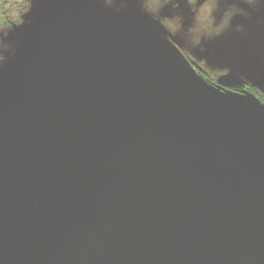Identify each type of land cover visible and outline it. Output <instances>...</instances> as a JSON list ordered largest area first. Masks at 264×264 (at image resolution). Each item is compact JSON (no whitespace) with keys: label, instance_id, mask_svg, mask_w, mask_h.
<instances>
[{"label":"water","instance_id":"1","mask_svg":"<svg viewBox=\"0 0 264 264\" xmlns=\"http://www.w3.org/2000/svg\"><path fill=\"white\" fill-rule=\"evenodd\" d=\"M26 33L0 81V264H79L113 196L117 119L145 100L169 123L152 151L157 179L228 237L264 242L261 110L206 89L157 39L75 0Z\"/></svg>","mask_w":264,"mask_h":264},{"label":"rangeland","instance_id":"2","mask_svg":"<svg viewBox=\"0 0 264 264\" xmlns=\"http://www.w3.org/2000/svg\"><path fill=\"white\" fill-rule=\"evenodd\" d=\"M62 1L27 0V11L20 12L22 23L10 22L0 32L5 45L0 47L4 57L0 81L28 27ZM75 1L151 35L171 50L203 87L241 99L264 113V3L253 8L245 0H220L217 20L231 4L243 8L244 13L234 16L231 26L220 35L192 45L187 30L193 24V13L186 0H174L175 6L169 4L159 13L161 17H183V30L175 34L144 10L143 0H114L111 6L104 0ZM117 120L113 196L79 264H251L241 256L260 243L240 242L220 232L201 218L194 201L154 175L150 165L153 147L169 129L162 105L140 101L124 109ZM141 188L143 193L138 196ZM171 195H179V201L170 199ZM179 216H187L195 224L183 225ZM165 235L177 242L162 246Z\"/></svg>","mask_w":264,"mask_h":264},{"label":"clouds","instance_id":"3","mask_svg":"<svg viewBox=\"0 0 264 264\" xmlns=\"http://www.w3.org/2000/svg\"><path fill=\"white\" fill-rule=\"evenodd\" d=\"M113 2L114 0H104L108 6H111ZM186 2L193 13V24L187 30V38L192 45H199L204 38L210 39L220 35L231 26L234 16L244 13L243 8L231 4L225 8L217 20L216 13L220 0H186ZM245 2L254 8L264 3V0H245ZM169 4L174 5V0H143L144 10L159 20L170 33L175 34L183 30V17L181 15L161 17L159 15L160 11ZM27 9V0H0V32L10 26L9 21L16 24L22 23L20 12L21 10L27 11ZM0 47H5L2 41H0ZM3 59L4 57L0 55V60Z\"/></svg>","mask_w":264,"mask_h":264},{"label":"bare ground","instance_id":"4","mask_svg":"<svg viewBox=\"0 0 264 264\" xmlns=\"http://www.w3.org/2000/svg\"><path fill=\"white\" fill-rule=\"evenodd\" d=\"M232 55H234V54H232ZM176 196L171 195L170 199H173L174 201H179V199L176 198ZM178 218H179V220H178L179 223H181L183 225H190L192 227L195 224L194 220L189 219L187 216L186 217L185 216H182V217L179 216ZM170 241L177 242L171 236L165 235L162 238V246H168ZM178 247H181V245L178 244ZM241 257H245L246 259H248L251 264H263V262H264V244L260 243L257 245H252L249 248V250Z\"/></svg>","mask_w":264,"mask_h":264},{"label":"flooded vegetation","instance_id":"5","mask_svg":"<svg viewBox=\"0 0 264 264\" xmlns=\"http://www.w3.org/2000/svg\"><path fill=\"white\" fill-rule=\"evenodd\" d=\"M128 173L125 171V175H127ZM143 190L144 189H139L138 191H137V194H138V196L140 195V194H142L143 193ZM135 196V195H134Z\"/></svg>","mask_w":264,"mask_h":264},{"label":"trees","instance_id":"6","mask_svg":"<svg viewBox=\"0 0 264 264\" xmlns=\"http://www.w3.org/2000/svg\"><path fill=\"white\" fill-rule=\"evenodd\" d=\"M7 13L5 12V15H6ZM11 21H9V23H10Z\"/></svg>","mask_w":264,"mask_h":264}]
</instances>
